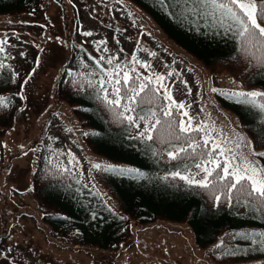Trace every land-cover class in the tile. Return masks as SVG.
Wrapping results in <instances>:
<instances>
[{"label":"rangeland","instance_id":"374dc122","mask_svg":"<svg viewBox=\"0 0 264 264\" xmlns=\"http://www.w3.org/2000/svg\"><path fill=\"white\" fill-rule=\"evenodd\" d=\"M12 1L0 0V39L8 41L0 61H7L19 76L16 86L0 92L16 102L12 119L0 134V264H230L215 254L224 236L208 250L195 242L187 220L158 217L140 222L131 217L130 233L113 248L58 238L44 220V212L51 208L40 205L32 183L34 168L38 157L45 153V159L49 158L59 147L95 182L93 165L112 162L93 150L73 104L59 95V79L73 53L105 60L113 55L114 65L128 64L130 55L136 56L150 65L136 64L143 73L167 77L165 83L174 99L185 104L194 127L206 126L217 142L231 149L229 155L247 156L259 167L264 166L254 153L260 145L237 113L222 106L213 89H264L242 84L225 69L205 67L131 0H35L24 8L1 9ZM84 32L93 34L84 36ZM98 41L106 44L98 45ZM21 93L26 99H20ZM40 168L41 176L51 174L45 160ZM190 171L196 179L203 178L199 169ZM104 192L106 201L116 208V199Z\"/></svg>","mask_w":264,"mask_h":264},{"label":"trees","instance_id":"16d2710c","mask_svg":"<svg viewBox=\"0 0 264 264\" xmlns=\"http://www.w3.org/2000/svg\"><path fill=\"white\" fill-rule=\"evenodd\" d=\"M131 1L159 21L169 35L200 58L208 69H225L242 84L264 89V67L257 66L255 60L243 55L241 41L234 32L226 31L209 18L190 11V5L185 4L184 0ZM34 2L13 0L1 9H20ZM133 56L130 55V59ZM110 57L113 58V55ZM106 61L93 54L73 53L64 68L62 79H59V95L73 104L74 111L86 126L83 135L93 150L112 160L98 164L139 169L143 176H117L93 168L97 179L95 182L84 176L65 148L53 149L51 156L46 159L45 153L42 154L36 162L42 167V160H45V166L51 167L48 172L51 174L41 176L42 169L35 165L32 183L41 198L42 208L43 205L51 208L43 214L51 227V233L72 243L113 248L130 233L131 217L140 222L158 217L187 220L193 229L195 242L208 250L215 246L220 235L224 236L221 240L224 246L215 250V254L219 253L217 256L229 260L230 264H264V250L259 246L261 238L257 236L254 240H244L240 235L264 232V210H255V201L251 198L247 204L243 202V197H239L238 202L236 192L232 193L233 199L229 203L226 199L227 189L223 190L224 196L221 194L217 202L205 189L189 187L183 181L171 177L164 180L163 177L170 172L183 171L185 165L191 170L197 161L187 157L179 161L170 160L166 155V145L155 139L145 141L143 138H134L146 127L144 122H139L140 127L136 128L116 120L108 106L96 98L97 90L87 86V81L91 80L95 84L101 78L99 72L102 68L111 67ZM0 62L5 65L0 68L2 92L16 86L19 76L7 61ZM125 65L133 67L130 62L120 66ZM134 67L138 74L148 76L138 66ZM69 72L75 75L70 76L67 74ZM108 90L111 92L110 87ZM218 90H221L216 92L218 101L237 113L254 143L260 145L257 153L264 152V114L251 105L237 103L231 93L238 90ZM241 91L250 92L246 89ZM6 97L11 98V103L6 109L0 108V134L12 119L16 103L13 97ZM161 103L166 102L159 100L154 107L158 110ZM148 107L139 105L136 112L145 114L141 109L146 112ZM176 120L179 122L180 117L177 116ZM155 135L153 133L154 138ZM197 142H202L199 135ZM258 158L264 166V157ZM60 168H68L69 171L61 172ZM104 190L116 199V208L106 201ZM230 252L235 254H225Z\"/></svg>","mask_w":264,"mask_h":264},{"label":"snow or ice","instance_id":"6c2138e0","mask_svg":"<svg viewBox=\"0 0 264 264\" xmlns=\"http://www.w3.org/2000/svg\"><path fill=\"white\" fill-rule=\"evenodd\" d=\"M190 5V11L201 17L209 18L214 24L225 28L226 31L234 32V35L241 41L240 48L246 58H252L257 66L264 67V0H184ZM84 36H92V32L82 33ZM6 39H0V53L5 52ZM98 45L106 44L105 41H98ZM99 50V48H98ZM107 51L105 47L103 49ZM154 56L155 53H152ZM103 59V57L101 58ZM99 65V61L96 62ZM107 65L112 66L99 72L100 79L95 84L89 80L87 86L97 90V99L105 103L113 112L116 120L127 123L130 127H140L139 122L147 126L140 131L138 137L145 141L154 139L162 145H166V155L170 160L179 161L184 158H191L195 162L192 167L203 173L202 179H196L187 165L183 171H173L164 176V180L171 177L179 179L189 187L195 186L209 191L214 199L219 202L224 189H227L226 199L232 202V193L236 192L239 197L244 198V203H250L249 198L255 201V210H264V167L257 166L247 156L240 158L235 154L229 155L231 149L222 146L217 142L206 126H193L192 117L184 111L185 104L177 102L171 92V88L165 83L167 77L142 76L136 72L134 65L140 64L143 68L150 65L142 63L133 56L130 64L133 67L119 64L114 65V58H108ZM5 65L0 62V68ZM102 67V66H101ZM35 69H33V72ZM74 76V73H67ZM171 75V74H169ZM31 77L29 76L28 79ZM28 79L23 81L28 83ZM109 87L111 92H109ZM214 92L221 90L213 89ZM123 93V94H122ZM221 94H225L222 93ZM236 102L244 105H251L253 108L264 114V92H233ZM20 99H26L21 93ZM159 100L161 103L157 110L154 106ZM123 102V103H122ZM11 103V98L0 96V108L6 109ZM139 105H148L147 111L142 108L140 114L136 112ZM181 119L177 122L176 117ZM183 117H187L185 120ZM155 133V138L153 136ZM202 142H197V136ZM239 146V145H237ZM200 151H197V150ZM157 154V153H154ZM162 154V153H161ZM264 157V152L254 153ZM223 158V159H221ZM238 161V162H234ZM98 170L110 172L117 176L130 175L134 178L143 176L139 169L118 167L113 165L94 164ZM59 171L67 172L68 168H60ZM198 174V173H197ZM244 240H254L257 236L261 239L259 246L264 250V232L241 233ZM224 246L221 241L218 248ZM234 255V252L225 253Z\"/></svg>","mask_w":264,"mask_h":264}]
</instances>
